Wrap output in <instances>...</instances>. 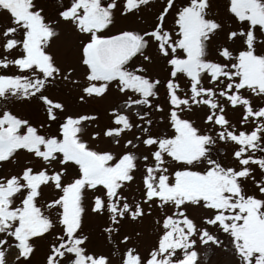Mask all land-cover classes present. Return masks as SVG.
I'll use <instances>...</instances> for the list:
<instances>
[{
  "label": "snow or ice",
  "instance_id": "6c2138e0",
  "mask_svg": "<svg viewBox=\"0 0 264 264\" xmlns=\"http://www.w3.org/2000/svg\"><path fill=\"white\" fill-rule=\"evenodd\" d=\"M153 8L0 0V264H264V0Z\"/></svg>",
  "mask_w": 264,
  "mask_h": 264
},
{
  "label": "rangeland",
  "instance_id": "374dc122",
  "mask_svg": "<svg viewBox=\"0 0 264 264\" xmlns=\"http://www.w3.org/2000/svg\"><path fill=\"white\" fill-rule=\"evenodd\" d=\"M44 2L48 6L50 14H52L54 12V8L56 6V0H44ZM162 2H163V0H154L153 11L155 10V8H158ZM217 3L220 5L219 11L223 12L224 11L223 5L226 3V0H217ZM151 18H152L151 14L147 13L146 19L150 20ZM0 22L6 23L7 20H6V18L0 16ZM130 23H131L130 20L118 19L117 26L118 27L127 26ZM57 49L59 51H61V53L65 56V58L69 62L74 61V55L70 49L61 48L59 45V42L57 44ZM53 94L59 98L68 99L66 92L57 91V92H54ZM70 102H72V101L70 100ZM79 110L82 112H87V111H91V108L89 106H85L84 108L79 109ZM13 111L20 114V115H29L31 112V109L29 108L28 105L17 104L14 106ZM102 226H103V222L101 220H98L97 218H94V217H90L86 221V229L88 231H90L92 234V242H91L90 247L97 252H102L104 254H113L112 255L113 264H119L120 256H119V254H117V250L115 248H113L112 245H109L107 243L106 237L104 235H102V232H101ZM134 227H136V226L135 225H126L125 231L131 232ZM143 230L145 233V239L141 244V250L148 248L152 244L153 240L155 239V234L153 232L152 225L149 221H145V223L143 225ZM47 251H48V242L47 241H39L38 242V250H37L36 256L34 257V264H43V260H44V257H45V254L47 253ZM213 259L220 261V264H224V262H226L229 259V257L225 256L223 254L217 253V255L215 257H213Z\"/></svg>",
  "mask_w": 264,
  "mask_h": 264
}]
</instances>
